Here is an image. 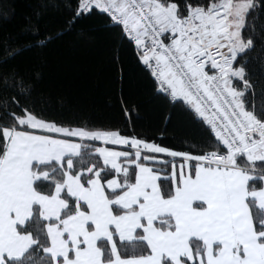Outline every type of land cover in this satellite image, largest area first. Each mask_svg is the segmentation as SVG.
<instances>
[{"label":"snow or ice","instance_id":"obj_1","mask_svg":"<svg viewBox=\"0 0 264 264\" xmlns=\"http://www.w3.org/2000/svg\"><path fill=\"white\" fill-rule=\"evenodd\" d=\"M89 18L116 119L54 112L20 58ZM21 34H0V264H264V0H36ZM125 58L160 108L150 130Z\"/></svg>","mask_w":264,"mask_h":264},{"label":"trees","instance_id":"obj_2","mask_svg":"<svg viewBox=\"0 0 264 264\" xmlns=\"http://www.w3.org/2000/svg\"><path fill=\"white\" fill-rule=\"evenodd\" d=\"M36 0H0V34L29 39L22 28L35 10ZM95 18L76 24L73 31L59 35L47 44L37 57L23 51L21 59L35 62L40 73V88L51 93L56 113L83 111L96 119L118 118L120 85L113 66L106 31ZM94 39L82 37V30H92ZM58 32L59 29L57 28ZM124 97L130 104H139L133 114L138 131L150 130L157 122L160 108L148 91L147 81L125 58ZM176 143L175 140L171 141Z\"/></svg>","mask_w":264,"mask_h":264}]
</instances>
